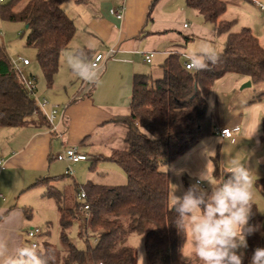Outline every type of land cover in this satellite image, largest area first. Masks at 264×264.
<instances>
[{
  "label": "trees",
  "instance_id": "obj_1",
  "mask_svg": "<svg viewBox=\"0 0 264 264\" xmlns=\"http://www.w3.org/2000/svg\"><path fill=\"white\" fill-rule=\"evenodd\" d=\"M68 1L71 0L0 3L3 21L25 25L27 45L37 49V60L48 86L53 85L61 55L70 48L76 35L75 21L63 7ZM158 1L150 4L148 21L152 20ZM186 3L205 22L214 24L218 36L226 37L219 60L210 64L209 70L193 73L187 70L180 54L172 53L161 64V77L135 74L130 112L112 119L126 128V146L109 156L96 157L93 162L110 160L118 164L127 175L125 184L88 181L80 185L72 179L58 186L59 180L69 174L57 177L58 180L44 177L35 183L34 186L44 188L45 196L56 201L60 214L64 249L61 251L47 242L40 251L48 264H137L135 248L123 242L130 233L144 235L149 264H190L181 257L187 236L175 227L177 217L169 203L170 176L161 166L185 154L203 138L216 134L208 98L222 75L235 72L248 76L252 83L264 84V45L251 27L235 31L237 19H224L229 8L227 0H186ZM76 54L85 57L82 50ZM36 109V97L29 92L0 44V128L28 126ZM38 115L41 124L49 125L42 111ZM213 162L218 180L217 157ZM255 185L264 196V178ZM81 191L86 194L83 201L78 199ZM85 204L88 209H84ZM73 221L79 222L87 250L76 246L66 233ZM249 224L256 230L247 236L243 264H250L253 251L264 245V215L254 202ZM91 238L96 242L94 246Z\"/></svg>",
  "mask_w": 264,
  "mask_h": 264
},
{
  "label": "crops",
  "instance_id": "obj_2",
  "mask_svg": "<svg viewBox=\"0 0 264 264\" xmlns=\"http://www.w3.org/2000/svg\"><path fill=\"white\" fill-rule=\"evenodd\" d=\"M152 1L71 0L64 3L65 11L76 24L75 37L78 32L83 34L79 41L77 36L73 54L78 56L76 51L82 50L88 58L82 57L87 65L97 54L106 55L96 83L83 80L78 83L80 78L71 71L66 61L63 62L64 52L52 86L47 85L46 79V85H41L31 61L28 65L19 62L25 69V75L35 79V97L49 101L44 116L50 113L53 105L58 106L59 112L54 122L56 130L51 129L47 117L49 125H43L39 115L33 114L31 124L12 128L7 138L2 135L0 157L4 162L0 167V195H3L0 197V241L5 243L8 255L15 254L19 247L25 246L26 240H30L27 231L35 228L34 218L41 205L45 212L54 214L57 209L59 213L56 201L44 195V188L34 186L40 179H57L69 174L59 180L58 186L62 187L72 179L80 185L88 181L121 185L93 181L85 173L83 163L91 160L90 169L104 168L106 171H101L103 175H108L110 171L124 172L110 160L93 162L96 157L109 156L114 150H122L126 146V128L112 119L130 112L135 74L163 75L161 64L170 54H180L185 62L186 53L198 40L208 39L216 43L221 37L216 34L214 24L205 22L197 10L187 5L186 0H159L154 7L152 20L148 21L147 13ZM227 1L229 8L224 19H237L235 31L245 26L251 27L264 45V0ZM120 7L124 8L122 19L110 13V9ZM3 22L0 17L2 45L5 43L1 39L5 36ZM222 37L224 47L226 37ZM147 54H153L151 62L144 61ZM152 63L156 68L148 69L147 65ZM248 80V76L235 72H227L216 80L208 98L216 134L203 138L198 144L207 140L203 147L204 154L210 155L212 160L217 157L220 166L218 182L228 175L233 160L251 170L253 202L257 204L260 214L264 215L261 212L264 196L255 185L258 179L264 178V84H259L257 90L245 91L253 83L251 86L240 85ZM218 82H222L219 89ZM220 128L232 129L234 139L221 136ZM198 144L174 160L181 168L186 167L183 170L186 175L192 166L190 162L197 157L192 152ZM70 146H77L87 158L77 162L60 159L59 155ZM69 168H72V173L67 172ZM39 227L43 229V234L48 230L46 225Z\"/></svg>",
  "mask_w": 264,
  "mask_h": 264
},
{
  "label": "clouds",
  "instance_id": "obj_3",
  "mask_svg": "<svg viewBox=\"0 0 264 264\" xmlns=\"http://www.w3.org/2000/svg\"><path fill=\"white\" fill-rule=\"evenodd\" d=\"M220 53L213 41L201 39L186 53L189 72L209 70L210 64L219 60ZM66 63L81 80L96 83L100 72L98 65H85L74 54L66 55ZM227 176L219 184L212 183L205 172L182 195L177 188L170 193L172 208L176 213L175 227L190 235V244L202 264H243L247 236L256 229L249 224L254 199L251 170L233 160ZM208 187H203V184ZM0 264H48L36 245L21 246L15 254L8 255L0 241ZM250 264H264V248L257 247Z\"/></svg>",
  "mask_w": 264,
  "mask_h": 264
},
{
  "label": "rangeland",
  "instance_id": "obj_4",
  "mask_svg": "<svg viewBox=\"0 0 264 264\" xmlns=\"http://www.w3.org/2000/svg\"><path fill=\"white\" fill-rule=\"evenodd\" d=\"M70 14L72 15L73 13L70 12ZM2 24H3L2 28L5 33V36L4 38H1V39L3 41L5 40V43L3 45L6 49L7 54L11 58V60H15L18 57L28 58L32 62V68H35L37 71V76L39 77V81H41V85H46L45 78L42 74L41 68L37 60V49L35 47H31L27 45V32L25 31V25L21 22H10V21H4ZM77 36H78V41L80 37L83 38V34L80 32H78ZM77 36L74 39L75 41L71 44L72 48H69L66 51H64L63 62L66 61L67 54H69L70 56L73 55L72 50H73V47L77 44ZM222 38H223L222 36L219 37L217 39V42L214 43L218 52H222L224 49V47L222 46ZM76 57H78L81 61H83L85 65H87L85 61V59L88 60L87 57H85V59L80 56H76ZM147 67L148 69L156 68L155 63L149 64L147 65ZM152 76L154 78H158L162 75L160 74L157 76V73H153ZM80 81L81 79H79L78 83H80ZM249 81L250 80H248L247 82L241 83L240 86L242 87L244 84H247ZM221 84L222 82H218L217 84L218 89L221 88ZM257 89H259V84L253 83L251 87H248L244 90L252 91V90H257ZM2 129L3 130H0V143L3 139L2 135H5V137L7 138L8 135L13 131L12 128H2ZM206 144H207V140L198 144L193 150L192 152L193 155H196L197 157L194 159V161L190 162L192 166L189 168V171H187L188 172L187 175L183 171L186 169V167L181 168L179 164H176L174 161L163 164L161 166V168L167 171L170 175V188H169L170 205H172L170 193L174 191L175 187L178 189L176 194L182 195L183 191L187 190L190 185L196 183V180H198L201 177V175L205 172L209 175V179L212 180V183L214 184L219 183L213 173L214 172L213 160L211 159L210 155L204 154L203 147ZM83 165H85V169H86L85 173L88 176H91V179L93 181H97L101 183H113V184H123L127 181L125 172L117 171L115 173V172L110 171L108 175H103L101 171L104 168L96 167L95 169L94 168L90 169L91 160H87L86 162L83 163ZM105 168H107V163L105 164ZM104 171H106V169H104ZM204 185L208 187L206 183ZM43 201H47V200H43ZM50 201L51 203H54L52 199H50ZM42 203H45V202H42ZM261 206L262 205H260V207ZM43 209L44 207H42L41 205L39 207V213L34 218V224H33V227H39V226H44V225L48 226V230L45 231V233L37 240L38 245H39L38 249L43 250L44 245L47 242H49V243H52L54 246H56L59 250L63 251L64 245L61 239L62 228H61V223H60V214L58 213L57 209L55 210L54 214L52 213L50 214L48 211L45 212ZM261 212H263L264 214V207H261ZM44 218H47V219H45L44 221ZM80 230L81 229H80L79 222L73 221L72 224L66 229V233L68 237L70 238V240L76 246H78L80 249L87 250L88 243L86 239L80 235ZM32 242L33 241L31 240H26L25 246H31ZM123 242L135 248L136 254H137V264H149V258H148L145 238L143 234L130 233L126 235ZM90 243L92 246H94L96 242L93 238H91ZM263 248H264V245H263ZM240 252L244 254L245 248L240 249ZM181 257L184 260H188L190 264H202V262L199 261V259L195 256L194 250L191 247L190 235L187 236V240H186L184 249L182 251ZM87 261L89 262L90 259L88 258Z\"/></svg>",
  "mask_w": 264,
  "mask_h": 264
},
{
  "label": "built area",
  "instance_id": "obj_5",
  "mask_svg": "<svg viewBox=\"0 0 264 264\" xmlns=\"http://www.w3.org/2000/svg\"><path fill=\"white\" fill-rule=\"evenodd\" d=\"M5 0H0V2H3ZM110 13L112 15H114L116 18L118 19H122L124 17V8L123 7H120V8H112L110 9ZM185 26H187V24H185ZM152 55L153 54H147L144 58V61L146 62H151L152 60ZM106 58V55L103 54V53H99L97 54L93 59H92V63H95L96 65H98V68L101 67V64L102 62L105 60ZM15 67H17L19 73L21 74L22 78H23V81L24 83L26 84V87L27 89L29 90V92L35 97V94H36V82H35V79L33 77H28L26 76L25 74V69L23 67H21L19 65V62H22L24 65H28L30 63V60L27 59V58H23V57H18L17 59L15 60H12ZM188 63V60L185 61V66L187 65ZM36 101H37V106H38V109H36L34 111V114L38 115L39 114V111H42L45 113V107L47 105H49V101L47 99H37L36 98ZM58 112H59V108L57 105H53L51 107V111L50 113L46 114V117L48 119V121L50 122L51 124V129L52 130H56L57 129V126L56 124L54 123L55 122V119L58 115ZM219 134L221 136H224V137H229V138H233V130L230 129V128H220L219 129ZM59 158L60 159H64V160H67V161H72V162H77V161H80V160H84L87 158L86 155L82 154L79 152L77 146H70L68 148H66L62 154L59 155ZM3 159L0 157V167L3 165ZM68 173H72L73 170L72 168H69L67 170ZM197 182V181H196ZM203 187H205V185L203 184L202 185ZM86 194L84 191H81L80 195L78 196V199L80 201H83L84 198H85ZM0 197H3V195H0ZM89 208V205L88 204H85L84 205V209H88ZM43 234V229L41 227H35V228H31V229H28L27 231V235H28V238L33 241L32 242V245H36L37 248H38V242H37V239Z\"/></svg>",
  "mask_w": 264,
  "mask_h": 264
},
{
  "label": "water",
  "instance_id": "obj_6",
  "mask_svg": "<svg viewBox=\"0 0 264 264\" xmlns=\"http://www.w3.org/2000/svg\"><path fill=\"white\" fill-rule=\"evenodd\" d=\"M251 84H252V82L249 81V82L246 84V86H251Z\"/></svg>",
  "mask_w": 264,
  "mask_h": 264
}]
</instances>
